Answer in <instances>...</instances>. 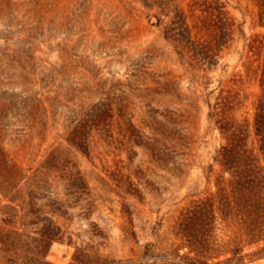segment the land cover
<instances>
[{"label": "rangeland", "instance_id": "obj_1", "mask_svg": "<svg viewBox=\"0 0 264 264\" xmlns=\"http://www.w3.org/2000/svg\"><path fill=\"white\" fill-rule=\"evenodd\" d=\"M258 103L264 0H0V264H264Z\"/></svg>", "mask_w": 264, "mask_h": 264}, {"label": "trees", "instance_id": "obj_2", "mask_svg": "<svg viewBox=\"0 0 264 264\" xmlns=\"http://www.w3.org/2000/svg\"><path fill=\"white\" fill-rule=\"evenodd\" d=\"M217 0V5H218ZM217 8V51L220 49L222 45V40L227 36L226 33V24L223 23L219 19L220 13L218 12ZM178 42V41H177ZM256 112H255V121L259 122L261 131L263 132L262 134L264 135V105L262 104H257L256 107ZM260 149L262 152H264V137L262 138V141L260 142ZM245 162L243 159H241L236 152L234 151V148H228L224 150V152L221 154V164L223 166H230L233 164H240Z\"/></svg>", "mask_w": 264, "mask_h": 264}, {"label": "built area", "instance_id": "obj_3", "mask_svg": "<svg viewBox=\"0 0 264 264\" xmlns=\"http://www.w3.org/2000/svg\"><path fill=\"white\" fill-rule=\"evenodd\" d=\"M246 264H255V263H251V262H249V263H246Z\"/></svg>", "mask_w": 264, "mask_h": 264}]
</instances>
